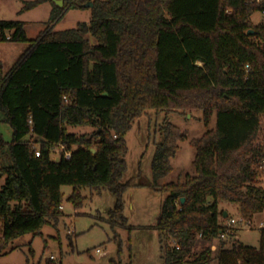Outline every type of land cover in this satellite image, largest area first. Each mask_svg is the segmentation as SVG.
Listing matches in <instances>:
<instances>
[{
	"label": "trees",
	"instance_id": "obj_1",
	"mask_svg": "<svg viewBox=\"0 0 264 264\" xmlns=\"http://www.w3.org/2000/svg\"><path fill=\"white\" fill-rule=\"evenodd\" d=\"M43 1L27 2L25 8ZM88 1L94 3L89 22L47 28L5 74L0 63V110L13 130L12 164L2 167L0 251L57 221L64 204L61 186L67 184L74 188L69 199L76 205L81 187L109 189L116 196L111 220L120 218L127 226L122 197L129 182H121L126 133L148 109L196 110L207 127L214 113L217 122L191 140L195 173L183 182L159 183L172 170L179 141L188 139L167 122L155 145L150 185L168 193L155 225L165 264H209L212 248L192 255V247L198 237H219L221 200L238 204L249 220L264 210L259 185L264 145L256 143L264 127V22L251 20L264 10V1L64 0L62 7L52 1L51 20ZM3 40L27 41L24 23L0 20ZM68 126L94 130L77 135ZM28 135L40 138L35 141L40 156ZM4 144L0 138V149ZM59 144L72 151L70 160L52 158L51 149ZM109 264L123 263L111 259ZM218 264H264V227L259 247L234 240L220 249Z\"/></svg>",
	"mask_w": 264,
	"mask_h": 264
},
{
	"label": "rangeland",
	"instance_id": "obj_2",
	"mask_svg": "<svg viewBox=\"0 0 264 264\" xmlns=\"http://www.w3.org/2000/svg\"><path fill=\"white\" fill-rule=\"evenodd\" d=\"M34 0H0V20H20L24 23L27 41H0V63L3 74L8 72L17 59L27 49L31 40L36 39L47 28L65 30L74 28L79 22H89L91 8H71L63 16L51 20L54 4L45 0L38 5L25 8L27 2ZM255 24L261 22L262 14L257 11L251 17ZM91 41H94L91 38ZM202 113L196 110L156 111L145 110L138 116L126 133L128 151L125 154L127 169L121 182L129 185L123 192V215L127 218V226L122 219L115 218L112 222L110 211L116 206V196L109 189L100 191L90 187L79 188L81 202L76 205L69 197L73 194L72 185H62V215L57 221L45 224L40 233H26L11 240L6 248L0 251V264H34L54 255L57 261L64 264H109L111 259L123 264H165L160 244V234L155 228L161 213L162 204L167 191L154 189L152 159L155 145L162 139L161 127L167 122L178 126L188 134V139L179 141V148L171 158L172 170L159 180L161 185L169 182H183L186 175L195 173L193 160L195 147L191 140L201 137L208 129L216 127L217 116L213 114L208 125L201 119ZM70 132L82 135L90 133L93 127L68 126ZM13 130L4 120L0 110V138L5 142L0 149V189L5 183L3 166L12 164L9 156V143ZM256 143L264 145V127L258 133ZM34 145L38 136H26ZM54 160L60 158L58 149L52 151ZM259 185L264 188V174ZM226 210L235 218H240L239 205L221 200L219 202V219L226 223L221 214ZM251 227L241 228L232 238L198 237L192 247V255L199 253L203 247L212 248V259L209 264H218V255L222 247H231L234 240L245 245L259 247L260 223H264V210L250 219ZM2 235V219L0 218V237ZM99 248L102 253L96 251ZM104 253V254H103Z\"/></svg>",
	"mask_w": 264,
	"mask_h": 264
},
{
	"label": "built area",
	"instance_id": "obj_3",
	"mask_svg": "<svg viewBox=\"0 0 264 264\" xmlns=\"http://www.w3.org/2000/svg\"><path fill=\"white\" fill-rule=\"evenodd\" d=\"M247 4H251V3H260L264 0H245ZM227 12H230L229 10H227ZM262 14V20L261 22H264V10L261 11ZM247 69H249V65H247ZM58 149L60 152V156H63L65 159L70 160L72 158V151L67 149L66 145L64 144H59L56 147H53L51 149V153L53 150ZM34 151L36 156H40L41 155V148H40V144L39 143H35L34 144ZM261 169L264 172V158L261 161ZM61 209L63 208V206L60 207ZM252 225V221L245 218L242 214H240V218H235L233 216H227L226 218V223L223 224V227L220 229L219 231V237L221 239H228V238H232L236 235V231L241 229V228H248L251 227ZM259 226L264 227V223H260ZM172 244L179 249L180 245L176 240H172ZM97 252L102 253V251L97 248L96 249ZM56 260L54 255H50L49 257H46V259L44 261H39L37 263L34 264H50V261H54Z\"/></svg>",
	"mask_w": 264,
	"mask_h": 264
},
{
	"label": "water",
	"instance_id": "obj_4",
	"mask_svg": "<svg viewBox=\"0 0 264 264\" xmlns=\"http://www.w3.org/2000/svg\"><path fill=\"white\" fill-rule=\"evenodd\" d=\"M52 1H54V3L56 5H58V6H60V7H62L64 5V0H52ZM93 5H94L93 1H88V2L84 3L82 6L83 7H90L91 8V7H93ZM247 33L248 34H254L255 33V30L254 29H249L247 31ZM104 94L106 95V93H104ZM91 151L93 153H95L96 152V149L95 148H92ZM184 201H185V197H181V202H184ZM227 214H228L227 211H225L224 212V216L226 217Z\"/></svg>",
	"mask_w": 264,
	"mask_h": 264
},
{
	"label": "crops",
	"instance_id": "obj_5",
	"mask_svg": "<svg viewBox=\"0 0 264 264\" xmlns=\"http://www.w3.org/2000/svg\"><path fill=\"white\" fill-rule=\"evenodd\" d=\"M225 211H226V210H224V212H225ZM227 213H228V212H227ZM228 215H230V214L228 213L227 216H228ZM227 216H226V217L224 216V217L227 218ZM103 254H104V253H103Z\"/></svg>",
	"mask_w": 264,
	"mask_h": 264
}]
</instances>
